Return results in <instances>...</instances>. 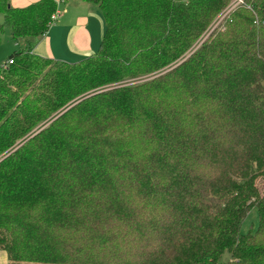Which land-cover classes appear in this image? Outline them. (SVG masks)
Masks as SVG:
<instances>
[{"label": "trees", "instance_id": "1", "mask_svg": "<svg viewBox=\"0 0 264 264\" xmlns=\"http://www.w3.org/2000/svg\"><path fill=\"white\" fill-rule=\"evenodd\" d=\"M83 1L104 33L68 63L33 52L57 1L0 0L7 264H264V0L211 32L232 0Z\"/></svg>", "mask_w": 264, "mask_h": 264}, {"label": "crops", "instance_id": "2", "mask_svg": "<svg viewBox=\"0 0 264 264\" xmlns=\"http://www.w3.org/2000/svg\"><path fill=\"white\" fill-rule=\"evenodd\" d=\"M37 1L9 0V4L22 8ZM55 1L58 2L57 18L38 40L33 52L68 63L79 62L96 53L104 33V21L98 9L83 0ZM3 257L2 264H7L5 253L0 251V258Z\"/></svg>", "mask_w": 264, "mask_h": 264}, {"label": "rangeland", "instance_id": "3", "mask_svg": "<svg viewBox=\"0 0 264 264\" xmlns=\"http://www.w3.org/2000/svg\"><path fill=\"white\" fill-rule=\"evenodd\" d=\"M243 0H232L229 6L222 12L220 16L216 18V22L210 29V32L217 27V25L221 22L222 18L225 17L229 12H231L238 4H242ZM94 8L93 5H91ZM96 8V7H95ZM55 22V21H54ZM2 23V15L0 14V24ZM208 32V34L210 33ZM207 36V35H206ZM206 38V37H205ZM198 47V46H197ZM17 50L14 42L10 38V33L8 29H4L1 35L0 42V67L6 62L8 56L13 53V51ZM263 185L260 186V190L263 192ZM258 219L255 209H251L247 215L245 216L240 231L241 233H247L249 231L253 232L257 227ZM2 260L5 262L4 257L0 258V263L2 264Z\"/></svg>", "mask_w": 264, "mask_h": 264}, {"label": "built area", "instance_id": "4", "mask_svg": "<svg viewBox=\"0 0 264 264\" xmlns=\"http://www.w3.org/2000/svg\"><path fill=\"white\" fill-rule=\"evenodd\" d=\"M57 18V13H55L54 15L51 16V22L53 23ZM12 62L11 61H8V64H11Z\"/></svg>", "mask_w": 264, "mask_h": 264}]
</instances>
